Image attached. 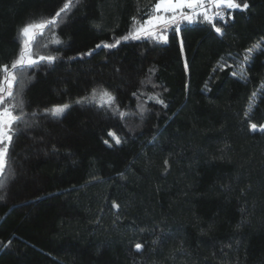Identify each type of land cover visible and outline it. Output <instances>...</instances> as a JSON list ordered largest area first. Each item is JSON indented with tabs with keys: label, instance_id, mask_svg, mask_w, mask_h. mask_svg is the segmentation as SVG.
Returning <instances> with one entry per match:
<instances>
[{
	"label": "trees",
	"instance_id": "trees-1",
	"mask_svg": "<svg viewBox=\"0 0 264 264\" xmlns=\"http://www.w3.org/2000/svg\"><path fill=\"white\" fill-rule=\"evenodd\" d=\"M65 2L0 0V65ZM155 2L71 0L31 44L56 60L18 71L5 98L22 119L0 177V264H264V0L225 10L222 34L196 19L167 41L121 39Z\"/></svg>",
	"mask_w": 264,
	"mask_h": 264
},
{
	"label": "snow or ice",
	"instance_id": "snow-or-ice-1",
	"mask_svg": "<svg viewBox=\"0 0 264 264\" xmlns=\"http://www.w3.org/2000/svg\"><path fill=\"white\" fill-rule=\"evenodd\" d=\"M78 3L79 0H76ZM71 4V0H67L64 3L63 7L59 9L55 13V15L51 18H41L32 23L26 24L21 30L20 35L24 37L23 46L18 53L17 58L11 63V65H0V72L3 73L0 76V105L5 104V97L11 98L13 100L16 99L15 93L12 91L13 84L17 80L16 73L18 71H25L26 69L36 65L39 61H47L54 62L56 60L55 56L52 55H39L37 58H34V53L31 48V44L35 41V38L38 35H43V32L50 25H55L57 23V19L64 13L67 9H69ZM249 7L246 0L243 3L239 2V0H156L155 4L150 8V10L146 13L147 19H144L142 22L138 21L134 16L132 18L133 28L127 34L121 37V39L127 41L129 39H141L142 35H147L157 40L167 41V36L163 34L162 31H156L159 26H169L175 25V32L179 33L180 31V23L182 21H187L189 23L194 22L196 19H203L204 21L212 24L217 33L222 34V29L220 27H216L215 21L218 19L220 21L226 22L225 10H246ZM187 9L188 11H185ZM230 16V13L228 14ZM59 42V41H57ZM120 43V40H116L113 44H104V47L114 48L117 44ZM97 48L101 47V45H96ZM261 44L258 42L254 44L251 48L247 49L246 55L242 57V61L239 65L241 72L245 70L246 62L250 60V55L255 49H260ZM181 50H183V41L181 40ZM91 52L86 53V55H91ZM81 55H85V53H81ZM185 66H187L185 64ZM233 76H236L237 73L233 72ZM243 78V77H242ZM135 95V93L133 94ZM253 95H256L253 93ZM98 93L97 90H93L91 94V98L93 101L97 99ZM87 99V98H85ZM156 102L163 104V100H159L157 97H153ZM99 100L101 102V107L107 105L109 108H113L119 113L121 117L127 115L124 111L120 110L118 104H116V98L107 90H100L99 92ZM83 101H77V103H82ZM16 104H10L4 107H0V145L4 144L6 141L8 143L11 142L12 136L14 134V125L17 124L22 116L17 114L15 109ZM70 107L69 104H63L59 106H55L52 109L48 110L52 116L60 117L64 114V112ZM166 107V105H165ZM145 109L140 107V112L143 113ZM247 115V113H245ZM253 131L257 130L256 124L250 125ZM260 131L264 132V125L260 126ZM109 135H113L114 133H110ZM105 144H108V141H104ZM115 143L120 144L121 140L116 137ZM6 153L7 148H0V177L5 174L6 167ZM167 160L165 164H167ZM117 209L119 205H114ZM143 247L142 244L136 243L135 248L137 251L141 250Z\"/></svg>",
	"mask_w": 264,
	"mask_h": 264
},
{
	"label": "rangeland",
	"instance_id": "rangeland-1",
	"mask_svg": "<svg viewBox=\"0 0 264 264\" xmlns=\"http://www.w3.org/2000/svg\"><path fill=\"white\" fill-rule=\"evenodd\" d=\"M171 27H175V25H169V26L161 25V26H159V28L156 29V31L160 32V31H163V30L170 29ZM142 36H147V35H142ZM4 106H5L4 104L0 105V107H4ZM7 144H8V142L6 141L4 144L0 145V148L7 147Z\"/></svg>",
	"mask_w": 264,
	"mask_h": 264
},
{
	"label": "built area",
	"instance_id": "built-area-1",
	"mask_svg": "<svg viewBox=\"0 0 264 264\" xmlns=\"http://www.w3.org/2000/svg\"><path fill=\"white\" fill-rule=\"evenodd\" d=\"M217 21H220V20L217 19V20L215 21V23H216Z\"/></svg>",
	"mask_w": 264,
	"mask_h": 264
}]
</instances>
